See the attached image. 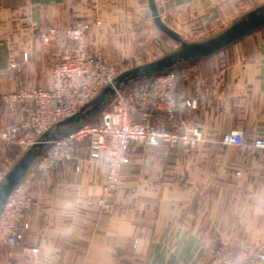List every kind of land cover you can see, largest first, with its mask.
<instances>
[{"label":"crops","instance_id":"obj_1","mask_svg":"<svg viewBox=\"0 0 264 264\" xmlns=\"http://www.w3.org/2000/svg\"><path fill=\"white\" fill-rule=\"evenodd\" d=\"M154 2L163 19L177 24L191 9L203 20L202 33L218 32L186 42L191 51L172 67L179 70L180 91L197 103L183 110L187 116L179 123L200 126L206 134L210 129V184L171 181L169 175L182 171L165 162L170 156L162 144L158 150L134 145L106 206L101 199L107 165L90 158L87 141L77 143L69 164L50 171L35 168L39 155L23 167L27 150L0 141V168L30 181L33 204L24 219L25 240L40 247L38 256L25 257L0 242V264H205L216 248L264 240V152L216 148L230 129L247 131L249 124L264 129V15L232 30L264 0ZM150 17L154 20L151 0H0V128L25 116L2 96L29 86L49 88L52 67L68 50L66 39L44 45L41 31L101 20L88 32V44L120 51ZM218 176L221 181L215 182ZM232 191L239 193L237 200L229 199Z\"/></svg>","mask_w":264,"mask_h":264},{"label":"built area","instance_id":"obj_2","mask_svg":"<svg viewBox=\"0 0 264 264\" xmlns=\"http://www.w3.org/2000/svg\"><path fill=\"white\" fill-rule=\"evenodd\" d=\"M101 25V20L93 23L76 20L67 27L53 26L39 33L44 45L66 39L68 50L54 63L49 88L29 86L2 96L12 111L22 110L25 116L22 121L0 128V141L22 150L43 144L44 149L34 161L39 171L69 164L76 158L77 143L87 141L90 158L103 160L107 165L101 201L110 206L107 200L117 190L131 162L132 146L157 147L163 142L174 144L190 140L188 135L155 125L152 118L165 115L171 121L179 109L194 106L195 101L180 91V75L176 71L157 74L133 87L117 88L116 66L87 42L88 32ZM107 87H113L114 93L98 123L83 119L55 139L44 140L47 132L78 113ZM194 134L201 139L199 129H195ZM254 146L264 148V139L257 138ZM5 180L6 172L0 168V188ZM32 204L30 181L24 178L13 188L0 210V242L18 249L25 257H36L40 253L39 246L25 240L28 225L24 219ZM249 254L245 250L220 247L205 264H264L263 252H257L252 259L248 258Z\"/></svg>","mask_w":264,"mask_h":264},{"label":"rangeland","instance_id":"obj_3","mask_svg":"<svg viewBox=\"0 0 264 264\" xmlns=\"http://www.w3.org/2000/svg\"><path fill=\"white\" fill-rule=\"evenodd\" d=\"M184 13L185 14H182L181 16L180 21H177V24L173 22L171 17L170 18L164 17V19L161 17L162 21L170 29L176 32L179 35V38L183 42L185 43L197 42L198 40L210 38L214 36L216 33H218L216 31H213L211 28L210 31H205L202 33L203 20L198 19V17H194V12L191 11V9L185 10ZM149 21L150 22L148 24L144 23L143 25L144 27L141 28L142 31L138 33V35L135 34L136 37L129 44L128 48H123L120 51L117 48L115 49V47L111 49L109 48L107 50L106 48H98L103 53L104 56L106 54L105 57H107L109 62L113 63L116 66L119 74L126 70L145 66L149 63H154L167 56L174 55V53L176 52L182 51L183 47L179 40H175L169 34L161 30L151 17ZM211 25L212 24H210V27H212ZM167 71H176L179 73V70L176 67L169 69L160 68L158 70H155L152 76ZM145 79L147 78L136 79L129 82L127 85L128 87H133L135 85L140 84ZM110 98L111 95L108 98H106L101 104L90 108L85 119L92 124L98 123L101 120L103 111L107 109ZM187 98L190 99L189 97ZM190 100L193 101L194 99L191 98ZM196 106L197 103L195 101L194 106L183 107L179 109L173 120L170 121L165 117L163 118L165 120L155 121L156 118H154L153 123L168 131L177 132L181 135L185 134L188 135V137H190V140H188L187 143H184L183 141L174 144L170 142L162 143L163 151L169 153L168 155L170 156V158L168 160H165V162L169 163L172 167L177 168V171L180 172L182 171L181 176L169 175V179L172 178L171 181L174 182V180H177L179 178L180 180H182L183 184L189 185L190 182L193 181L195 183L197 182L198 185L206 186L210 184V137H208L210 136V129H208L206 134L204 129L200 126H190V125L180 124L181 120L185 119V116H187V114L183 112V110ZM177 114H178V118L176 120ZM69 129L71 128L70 127L67 128L66 131H68ZM195 129H199V131H201L202 134L201 139H198L197 136H195L194 134ZM262 130L264 131L262 127H258V128L250 127L249 124L247 127V131H245V129H240V128H235L225 131V133L221 134L222 138L219 144L216 145L217 151L223 152L228 147H234L237 150V152H240L243 155H255L257 153L264 152V148L259 149L254 146V141L257 138L264 139ZM142 147H147V146H142ZM147 148L149 149L153 148L158 150L157 149L158 147H147ZM198 154L200 156L196 157V155ZM219 163H221V161H215L216 165ZM191 168H197L199 172L190 173L189 172L190 170L188 169ZM206 170H208V172H206ZM240 174H241L240 171L236 170L235 175L239 176ZM215 179H216L214 180L215 182L217 180L221 181L220 176L216 177ZM238 196H239L238 192L232 191L230 193L229 199L234 201L238 199ZM234 213L235 211L232 209L231 211L232 217L234 216ZM243 245L244 246H242L239 249L237 247L235 248L226 247V248L232 249L234 251H239V250L248 251L250 253L248 258L251 259L255 258L257 252L264 253V240L254 241L251 242L250 244L243 243ZM248 247H253V248H248ZM210 257L211 254L205 259V263L208 262Z\"/></svg>","mask_w":264,"mask_h":264},{"label":"water","instance_id":"obj_4","mask_svg":"<svg viewBox=\"0 0 264 264\" xmlns=\"http://www.w3.org/2000/svg\"><path fill=\"white\" fill-rule=\"evenodd\" d=\"M152 3V9H153V16L156 25L169 34L172 38L179 40L182 42V45L184 46V50L181 52H176L174 55L167 56L159 61H156L154 63H149L145 66L137 67L134 69L126 70L122 73H120L115 81V86L117 88L126 86L129 82L136 80V79H142V78H148L153 75V72L155 70H158L160 68L164 69H169L175 66L177 63L182 62L185 58H187L188 53L191 51L190 45L187 43L183 42L180 38L179 35L174 32L172 29H170L161 19L155 2L154 0H151ZM264 15V5L256 8L255 10L251 11L240 21L238 24L234 25L232 27V30H235L239 28L242 24H251L254 20L256 19H263ZM114 93V88L113 87H107L106 89L103 90V92L87 103L84 107L81 108V110L76 113L75 115L59 122L51 131L47 132L44 136V140H53L55 139L58 135H60L63 132V129L72 124V123H77L80 122L81 120L85 119L87 116V111L95 107L99 104H101L106 98H108L110 95ZM43 149V144L40 145H35L29 148L22 158L21 165L23 167H28L32 163V161L42 152ZM7 181V182H6ZM20 182V178L15 172H10L6 174V180L2 187L0 188V210L4 203L6 202V199L8 195L11 193L13 188Z\"/></svg>","mask_w":264,"mask_h":264}]
</instances>
